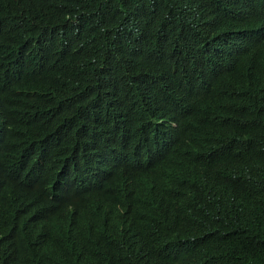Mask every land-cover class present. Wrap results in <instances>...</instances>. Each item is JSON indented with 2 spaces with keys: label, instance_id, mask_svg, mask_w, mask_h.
Masks as SVG:
<instances>
[{
  "label": "trees",
  "instance_id": "16d2710c",
  "mask_svg": "<svg viewBox=\"0 0 264 264\" xmlns=\"http://www.w3.org/2000/svg\"><path fill=\"white\" fill-rule=\"evenodd\" d=\"M0 264H264V0H0Z\"/></svg>",
  "mask_w": 264,
  "mask_h": 264
}]
</instances>
